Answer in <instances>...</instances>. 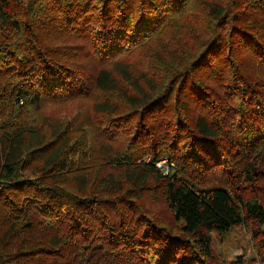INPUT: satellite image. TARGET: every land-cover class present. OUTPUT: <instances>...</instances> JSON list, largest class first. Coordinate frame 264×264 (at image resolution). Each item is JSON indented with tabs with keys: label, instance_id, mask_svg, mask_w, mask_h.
Listing matches in <instances>:
<instances>
[{
	"label": "trees",
	"instance_id": "trees-1",
	"mask_svg": "<svg viewBox=\"0 0 264 264\" xmlns=\"http://www.w3.org/2000/svg\"><path fill=\"white\" fill-rule=\"evenodd\" d=\"M240 226L264 264V0H0V264H245Z\"/></svg>",
	"mask_w": 264,
	"mask_h": 264
},
{
	"label": "rangeland",
	"instance_id": "rangeland-1",
	"mask_svg": "<svg viewBox=\"0 0 264 264\" xmlns=\"http://www.w3.org/2000/svg\"><path fill=\"white\" fill-rule=\"evenodd\" d=\"M72 108V115H74L79 109H77L76 106H72ZM62 110L63 108L61 109L60 114ZM162 162L163 169L167 170L170 167L168 160L163 158ZM154 212L156 214L158 213L159 216H169L162 205H156ZM213 246L214 252L216 253L219 261L231 262L236 258L241 257L245 264H262L256 250L255 242L252 240L247 226L235 228L224 237L214 236Z\"/></svg>",
	"mask_w": 264,
	"mask_h": 264
},
{
	"label": "built area",
	"instance_id": "built-area-1",
	"mask_svg": "<svg viewBox=\"0 0 264 264\" xmlns=\"http://www.w3.org/2000/svg\"><path fill=\"white\" fill-rule=\"evenodd\" d=\"M162 164H163V162L161 161V162H159L158 164H157V167L161 170V171H163L164 172V174H166L167 172H168V169L167 170H164L163 169V167H162Z\"/></svg>",
	"mask_w": 264,
	"mask_h": 264
}]
</instances>
